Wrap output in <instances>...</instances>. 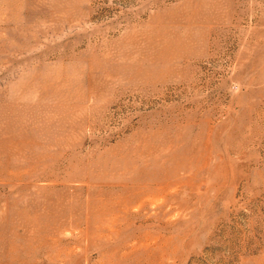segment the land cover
Listing matches in <instances>:
<instances>
[{
    "label": "rangeland",
    "instance_id": "374dc122",
    "mask_svg": "<svg viewBox=\"0 0 264 264\" xmlns=\"http://www.w3.org/2000/svg\"><path fill=\"white\" fill-rule=\"evenodd\" d=\"M0 264H264V0H0Z\"/></svg>",
    "mask_w": 264,
    "mask_h": 264
}]
</instances>
